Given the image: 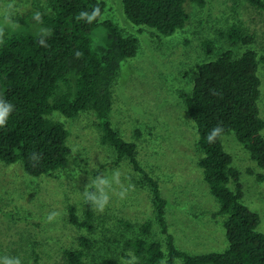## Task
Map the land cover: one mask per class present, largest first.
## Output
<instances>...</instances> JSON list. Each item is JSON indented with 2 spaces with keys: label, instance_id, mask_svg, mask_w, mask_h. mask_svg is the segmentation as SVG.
<instances>
[{
  "label": "rangeland",
  "instance_id": "1",
  "mask_svg": "<svg viewBox=\"0 0 264 264\" xmlns=\"http://www.w3.org/2000/svg\"><path fill=\"white\" fill-rule=\"evenodd\" d=\"M39 1L0 0L3 36L9 35L11 27ZM104 1L102 20L112 19L126 35L139 38L137 56L126 61L113 85V126L124 139L137 143L141 165L159 181L168 201L169 232L177 247L193 255L224 251L229 247L226 228L220 223L225 217H212L220 203L210 193L198 164L202 157L196 147L198 131L187 115L181 93L191 91L202 63L217 59L227 50L239 56L252 48L260 60L259 107L264 119V12L250 0H207L205 7L188 2L186 26L165 36L128 21L123 0ZM234 24L254 37L253 44H233L222 34ZM105 36L100 24L92 38L97 44L103 43ZM205 40L213 42L211 54L205 49ZM53 117L70 130L72 157L67 168L54 175L33 177L21 163L0 164V264H6L4 257H19L21 264H66L63 251L77 248L80 236L93 241L85 264H126L132 253L126 251L125 241L140 235L147 220H152L149 240L160 241L168 254L151 188L127 159L119 161L116 150L102 144L92 113L82 112L69 119L56 112ZM222 142L241 173L243 203L260 215L259 230L264 232V169L235 133L222 136ZM114 170H119L121 184L128 189L126 198H119L120 185L113 183L105 210L100 212L92 206L93 229L72 224L69 206H75L84 221L85 187L94 190L91 180L105 174L111 177ZM230 187L236 190L235 183ZM51 212L60 215L48 223ZM176 264L185 263L177 258Z\"/></svg>",
  "mask_w": 264,
  "mask_h": 264
},
{
  "label": "trees",
  "instance_id": "2",
  "mask_svg": "<svg viewBox=\"0 0 264 264\" xmlns=\"http://www.w3.org/2000/svg\"><path fill=\"white\" fill-rule=\"evenodd\" d=\"M264 12V0H250ZM205 7L207 0H123L124 13L133 25L157 30L171 36L183 29L190 14L187 3ZM99 15L91 23L77 19L81 12ZM104 0H41L35 9L19 18L10 34L0 43V99L10 102L14 110L6 126L0 127V164L21 163L33 177L54 175L69 166L72 148L70 130L54 119L56 112L75 119L91 112L101 131V142L113 147L118 160L127 159L141 174L153 194L155 216L166 235L168 254L160 241L149 240L152 220L141 227V234L125 241L126 251L137 264H264V232L259 230L260 215L243 203L240 171L233 156L223 145L222 136L235 133L251 158L264 169V119L259 100L262 81L259 56L247 48L241 55L232 50L198 66L194 86L182 92L186 112L197 127L196 147L202 153L198 164L210 193L220 203L212 217H225L229 247L221 252L193 255L180 250L166 219L168 206L159 181L143 168L138 146L124 139L112 123L113 85L126 61L137 56L139 38L126 35L112 21L104 19ZM40 13L41 19L33 18ZM103 21V22H102ZM102 24L106 30L103 43H94V30ZM233 44L250 46L254 37L238 25L222 32ZM43 41V43H40ZM207 53L213 42L204 41ZM223 133L209 143L206 137L216 127ZM36 153L38 160L30 157ZM235 183L236 190L230 185ZM70 222L93 229L94 213L87 202L86 219L81 221L76 208L69 206ZM77 248L63 251L66 264H85L93 241L80 236Z\"/></svg>",
  "mask_w": 264,
  "mask_h": 264
},
{
  "label": "clouds",
  "instance_id": "3",
  "mask_svg": "<svg viewBox=\"0 0 264 264\" xmlns=\"http://www.w3.org/2000/svg\"><path fill=\"white\" fill-rule=\"evenodd\" d=\"M99 15V9H94L91 14L87 12H81L77 19H85L87 18V22L91 23L93 20L97 18ZM33 18L37 21H40L41 16L40 13H35ZM4 35L3 29H0V38H2ZM2 39H0V43H2ZM40 43H43V41H40ZM14 110V106L3 99H0V127L6 126L7 120ZM223 128L221 126H216L210 134L206 137L209 143L215 142V139L219 137L223 133ZM33 160H38L40 157L38 154L33 153V155L30 157ZM121 173L119 170H114L111 173V177H109L107 174L100 175L95 178V180H91L90 186L94 190H89V185L85 187L84 190V197L85 200L90 203L97 211L103 212L105 208L109 205L110 202V195L109 191H114L112 188L113 183L116 185H120V191L117 193L120 199H125L128 194V189L125 188L121 184L120 180ZM79 178V177H75ZM60 214L58 212H51L47 215V222L52 223L57 219V217ZM6 264H21V260L19 257L12 258V257H4ZM126 264H137V258L134 255H131V258L126 261Z\"/></svg>",
  "mask_w": 264,
  "mask_h": 264
}]
</instances>
